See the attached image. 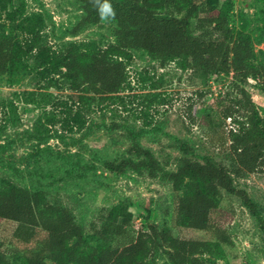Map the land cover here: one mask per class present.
<instances>
[{"label": "trees", "instance_id": "obj_1", "mask_svg": "<svg viewBox=\"0 0 264 264\" xmlns=\"http://www.w3.org/2000/svg\"><path fill=\"white\" fill-rule=\"evenodd\" d=\"M81 2L83 15L75 31L101 21L93 0ZM118 23L116 41L101 45L95 40L67 42L53 48L42 29H28L20 40L14 31L0 32V76L21 73L36 59L45 69L65 68L75 92L77 108L70 121L85 124L83 108L110 113L107 127L120 130L129 145L119 157H100L81 164L79 171L97 169L124 174L128 171L151 178L162 176L173 184L175 198L172 222L179 228H193L211 233L213 238H190L174 234L169 226L152 223L134 235L131 219L132 201L104 208L97 232L105 237L97 247L87 248L84 227L77 221L74 209L59 198H51L41 188L16 182H0V252L7 244L26 251L24 264H151L159 252H165L171 264H207L206 254L217 252L222 244L232 242L230 224L236 208L222 205L224 194L238 196L256 217L263 233L264 218L257 202L246 191L239 190L234 174L264 169V129L258 107L245 83L250 77L264 84V64L252 59L256 51L252 39L236 34L230 24V8H217L208 0H110ZM134 49H141L157 62L158 68L175 63L179 69L191 70L195 77L232 75L231 94L222 110L237 127L221 136L213 151L234 163L230 170L223 158L202 144L183 142L176 157V169H167L157 151L142 143V137L161 128L162 120L151 113L160 100V86L140 70L135 88L131 74ZM150 83V84H149ZM153 90H145L147 87ZM143 87V88H142ZM138 101L136 108L131 106ZM191 123L207 122L198 118L196 106L187 108ZM142 121L140 127L136 126ZM1 147H5L1 145ZM206 149V150H205ZM83 173V172H82ZM122 240L117 245L111 241Z\"/></svg>", "mask_w": 264, "mask_h": 264}, {"label": "rangeland", "instance_id": "obj_2", "mask_svg": "<svg viewBox=\"0 0 264 264\" xmlns=\"http://www.w3.org/2000/svg\"><path fill=\"white\" fill-rule=\"evenodd\" d=\"M217 8H230V24L236 34L252 39L256 55L252 62L264 64V0H208ZM83 9L78 0H0V32L14 31L18 39L28 36V29H42L53 48L67 42L84 43L95 40L101 45L116 41V18L101 20L75 31ZM131 74L135 88L141 92L138 81L140 70H149L156 80L160 100L150 108L161 128L142 137V143L153 147L167 169H176V157L183 142L202 144L215 149L221 136L237 127L224 119L222 110L231 94L232 75H212L208 79L195 77L191 70L179 69L175 63L158 68L145 51L134 49ZM65 68L45 69L33 59L21 73L0 76V182H16L31 188H41L49 197L59 198L74 209L77 221L84 227L87 248L100 246L105 237L97 232L104 208H111L125 198L132 201V233L152 223L169 226L174 234L190 238H213L211 233L193 228H179L172 222L175 192L173 184L159 176L151 178L133 171L118 174L103 169L79 171V162L86 164L100 157H119L129 145L120 130H110L106 124L110 113L92 106L83 108L85 124H73L75 92L65 76ZM150 84V83H149ZM255 101L264 129V84L250 77L245 83ZM143 88V87H142ZM145 90H153L148 86ZM138 101L131 106L136 108ZM194 103L198 118L207 116V122L191 123L187 113ZM142 121L136 123L140 127ZM221 135V136H220ZM4 145L5 147H1ZM205 149V150H206ZM217 157L220 155L216 154ZM223 158L234 171L232 160ZM83 172V173H82ZM235 185L246 191L257 202L264 218V169L234 174ZM222 205L236 208V217L230 224L232 242L212 254H206L207 264H264L263 233L256 217L241 199L224 194ZM3 237L4 233H0ZM114 245L123 242L111 241ZM0 252V264H24L21 247L7 244ZM1 249V248H0ZM46 264H55L48 257ZM151 264H171L165 252H159Z\"/></svg>", "mask_w": 264, "mask_h": 264}, {"label": "clouds", "instance_id": "obj_3", "mask_svg": "<svg viewBox=\"0 0 264 264\" xmlns=\"http://www.w3.org/2000/svg\"><path fill=\"white\" fill-rule=\"evenodd\" d=\"M95 6H98L101 20H108L115 17V11L113 9L110 0H93Z\"/></svg>", "mask_w": 264, "mask_h": 264}]
</instances>
